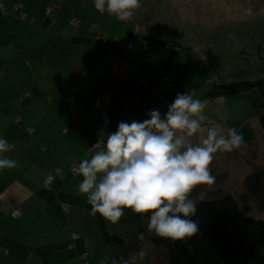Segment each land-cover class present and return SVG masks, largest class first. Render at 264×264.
<instances>
[{
    "label": "rangeland",
    "instance_id": "rangeland-1",
    "mask_svg": "<svg viewBox=\"0 0 264 264\" xmlns=\"http://www.w3.org/2000/svg\"><path fill=\"white\" fill-rule=\"evenodd\" d=\"M0 1L8 14L17 9L27 16L0 14V57L14 58L10 67H0V94L6 108L11 104L13 123L16 105L23 103L30 109L22 114L47 130L34 136L70 140L69 152L79 165L94 154L89 150L110 127L146 120L153 109L163 117L177 93H190L206 104L207 118L191 138L193 144L211 127L225 136L235 128L244 141L232 152L215 155L210 164L214 183L195 186L191 198L230 194L242 212L264 219V131L256 108L245 98L202 99L206 84L214 80L264 76V0H141L127 21L99 13L93 0ZM74 17L79 24L70 22ZM21 50L31 51V59L37 56L35 70L17 58ZM69 76L85 91L63 92ZM52 94L61 104L57 112L56 102L49 100ZM29 127L32 132L34 126ZM0 129L9 138L3 123ZM65 149L62 144L60 151ZM124 211L116 223L103 219L106 230L134 250L133 264H168L163 249L150 242L143 215ZM108 253L106 264L124 259L115 243Z\"/></svg>",
    "mask_w": 264,
    "mask_h": 264
},
{
    "label": "clouds",
    "instance_id": "clouds-1",
    "mask_svg": "<svg viewBox=\"0 0 264 264\" xmlns=\"http://www.w3.org/2000/svg\"><path fill=\"white\" fill-rule=\"evenodd\" d=\"M93 4L99 13L127 21L141 0H93ZM205 107L192 94L177 93L163 117L153 109L146 120L121 121L105 140L93 144L94 154L74 168L83 177L79 192L86 195L90 214L116 223L128 208L146 215L148 230L157 236L176 241L195 235L199 227L192 217L198 202L190 193L197 185L214 183L210 164L218 152H232L244 142L235 128L225 136L211 127L205 138L193 144L191 138L207 119ZM12 148L0 137V171L16 167V161L4 155ZM55 171L62 173L59 168ZM53 179L48 176L44 186Z\"/></svg>",
    "mask_w": 264,
    "mask_h": 264
},
{
    "label": "crops",
    "instance_id": "crops-1",
    "mask_svg": "<svg viewBox=\"0 0 264 264\" xmlns=\"http://www.w3.org/2000/svg\"><path fill=\"white\" fill-rule=\"evenodd\" d=\"M11 61L0 63V67H10ZM24 90L30 97L27 88ZM49 98L56 102L53 108L57 112L61 105L57 96ZM6 102L0 94V123L9 132V138L4 139L14 145L4 155L15 160L16 167L0 171V264H106L112 242L103 239L102 231H107L103 217L90 214L86 195L76 188L83 177L74 171L78 164L75 154L69 152L70 140H39L34 135L47 130L22 114L30 108L16 105L13 123L11 104L6 108ZM29 126H34L32 132ZM62 144L66 149L61 152ZM57 168L62 170L60 175ZM50 175L54 179L45 187L44 180ZM14 207L20 209L16 218L10 216ZM112 264L124 263L112 260Z\"/></svg>",
    "mask_w": 264,
    "mask_h": 264
},
{
    "label": "trees",
    "instance_id": "trees-1",
    "mask_svg": "<svg viewBox=\"0 0 264 264\" xmlns=\"http://www.w3.org/2000/svg\"><path fill=\"white\" fill-rule=\"evenodd\" d=\"M11 10L14 11V9ZM1 12L8 14L2 6H0V14ZM14 12L16 13L9 15L14 14L24 20L27 19V16L22 17L20 12L17 13V9ZM74 18L79 22L77 17ZM21 51L23 52L17 55V58L27 60L29 66L34 69V66L38 65L35 61L37 56L33 54L31 59L29 57V54H32L31 51ZM12 59L14 58L0 57V63ZM65 80L66 82L62 85L64 88L61 89L63 92L85 91L73 77L69 76ZM206 85L207 87L202 95L204 100L214 101L221 97L245 98L256 108L259 123L264 131V76L229 82L214 80ZM58 86L60 85H56L55 89L59 90L60 87ZM197 99L199 98L197 97ZM117 106L121 117L123 115L120 114L121 107ZM115 130L110 127V132ZM108 135L100 141L105 140ZM85 202L86 206L91 209L86 196ZM197 202V212L192 219L197 221L199 231L192 237L173 241L171 238L160 237L154 232H149L150 242L155 247L163 249L168 264H264L263 218L242 212L230 194L218 198L201 199ZM143 218L147 226V216L143 215ZM102 235L105 242H112L120 247L124 258L123 263L133 264L135 259L134 250L124 247L121 237L110 234L105 230L102 231Z\"/></svg>",
    "mask_w": 264,
    "mask_h": 264
},
{
    "label": "built area",
    "instance_id": "built-area-1",
    "mask_svg": "<svg viewBox=\"0 0 264 264\" xmlns=\"http://www.w3.org/2000/svg\"><path fill=\"white\" fill-rule=\"evenodd\" d=\"M96 144V143H95ZM10 215L13 217V218H16L20 215V211L18 208H13L11 211H10Z\"/></svg>",
    "mask_w": 264,
    "mask_h": 264
},
{
    "label": "bare ground",
    "instance_id": "bare-ground-1",
    "mask_svg": "<svg viewBox=\"0 0 264 264\" xmlns=\"http://www.w3.org/2000/svg\"><path fill=\"white\" fill-rule=\"evenodd\" d=\"M70 22H71L72 24H74V25L79 24V22H78V20H77L76 18H72V19L70 20Z\"/></svg>",
    "mask_w": 264,
    "mask_h": 264
}]
</instances>
